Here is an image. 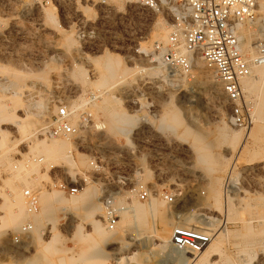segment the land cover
Segmentation results:
<instances>
[{
	"label": "rangeland",
	"instance_id": "1",
	"mask_svg": "<svg viewBox=\"0 0 264 264\" xmlns=\"http://www.w3.org/2000/svg\"><path fill=\"white\" fill-rule=\"evenodd\" d=\"M0 4L4 16L9 17L7 27L0 30V110L3 113L0 114V120L16 122L20 118L33 117L27 109L29 103L35 106L42 103L48 113L37 117L45 122L41 126L38 120L40 124L36 127L39 132L36 133H32L33 128L24 133L21 127L12 124L0 126V137L3 133L7 134L4 144L0 143V155H7L12 160L9 166L0 167V189H7L3 190L7 193L16 188L25 203L24 188L39 189V197L41 191H56L61 197L71 199L74 194L68 189L62 190L55 183L63 180L74 184L73 176L78 167L80 173L75 176L81 181L82 187L85 183L84 174L98 183L91 182L87 186L98 187L97 198L101 204L102 196L108 192L120 191L123 194L133 187L136 171H141L143 165L147 164L154 170V177L157 176V186H154L157 194L153 197L163 201L165 208V215L159 214L155 219L148 216L147 222L132 219L129 223H122L120 229L119 221L115 229L118 231L117 237L109 240L95 232L88 209L85 211L89 203L74 208V212L66 216L59 203L55 202L53 213H49L48 217L42 215L40 221L35 222L23 216L14 225L4 228L0 245L5 253L0 258V264H118V253L131 256L135 252L148 251L145 248L153 249L151 254H146L147 262L139 255L135 262L127 264H196L193 259L186 258L188 253L185 250L174 248L170 242L172 229L177 224L215 227L216 234L210 247L208 245L196 254L198 259L203 254L205 264H264V131L257 138L246 136L250 128L264 125V102L257 98L256 92L252 93L254 97H251L253 100L250 102L256 122L250 128L242 129L231 123L230 106L212 70L213 82L195 77L193 71L190 76L176 72L169 77L162 68H157V76L144 72L130 77L127 64H134L128 61V56L133 55L138 47L134 38L136 30L144 39H151V28L157 17L138 5L131 4L138 16L123 18L122 21L118 13L112 10L109 22L100 32L104 39L86 43L84 51L87 55L99 54L106 50L103 41L112 35L119 47L111 51L120 53L127 62L119 56L120 64L113 66L114 73H118L102 84L101 61L98 58L93 60L99 71L97 79L96 73L91 76L87 71L91 77L87 78L83 67L74 68L77 62L83 63L88 69L93 68V64L86 54H81L79 43L74 47V42L69 49L66 48L61 34L50 25L47 18L48 26L44 24L41 7L33 5L28 11L25 0H0ZM261 9L264 11V8ZM244 25L249 27L248 24ZM261 33L260 29L253 33L250 43L255 47L254 53L245 52L247 56L255 54L257 43L264 37ZM146 63L152 62L142 60L143 65ZM208 69L205 64L200 70L206 72ZM200 70L196 69L197 73ZM260 79L264 87V75ZM214 83H219V92L213 87ZM100 90L105 91L104 95H117L114 93L117 90L123 96L127 110L139 116L147 114L151 118V122L140 121L134 129L133 146L126 145L123 134L111 130L108 116L97 109L102 100L98 98L92 105L94 113L108 126L93 139L92 148L99 154L94 164V159L87 154L86 149H78L85 154V163L81 162L82 156L74 155L75 164L72 166L67 162H59L57 164L61 163L62 166L54 167L53 163L49 165L51 160L29 164L33 156L31 142L52 139L44 135V129L55 112L53 105L59 100L75 99L82 92L96 91L100 94ZM258 100L260 102L255 109ZM133 101L136 103L133 104ZM142 101L147 102V106L142 107ZM74 102L77 103L76 100ZM165 112L179 113L181 123H174L170 118L163 121ZM8 117L11 118L3 119ZM225 121L231 131H241L242 137L234 143L236 145L222 137ZM167 124H172L174 128L165 127ZM201 144L209 146L210 153L220 157L219 165L213 170L197 161V150ZM241 144L252 153L241 152ZM22 164L30 172L27 177L29 185L23 182L19 186H9L7 178L10 177V181L13 180L11 177L16 178ZM155 178L151 183L156 182ZM213 186H218V202L213 196ZM224 186L241 188L227 198ZM164 187L178 194L174 202L168 203L162 198L160 191ZM93 200L96 202V197ZM0 206L3 213L2 197ZM101 218L107 226L103 216ZM27 220L34 225L30 238L22 245H13L11 235ZM251 224L252 229L263 230V234H245V229ZM212 245H219L221 249L216 251ZM225 258L229 263L225 262Z\"/></svg>",
	"mask_w": 264,
	"mask_h": 264
},
{
	"label": "built area",
	"instance_id": "2",
	"mask_svg": "<svg viewBox=\"0 0 264 264\" xmlns=\"http://www.w3.org/2000/svg\"><path fill=\"white\" fill-rule=\"evenodd\" d=\"M28 3L41 8L54 4L58 10L60 23L67 29L75 30L79 49L83 55L87 54L84 51L86 43L104 39L100 36V32L104 31L103 27L109 22L110 12L115 11L116 4L126 7L124 11H115L121 21L123 18L138 16L132 10L131 4L138 5L156 16L162 15L171 24L167 38L154 39L150 49L142 51L141 45L150 39H144V36L136 30L134 38L138 47L135 48L133 55L128 56V61L142 66V60L157 57L166 74L172 77L175 72L190 76L195 60L202 58L206 66L213 70L222 86L226 102L230 106L231 123L242 129H248L254 124L253 107L245 97L242 80L251 75L254 65L264 64V37L257 43L255 54L247 56L241 50L238 27L241 24L256 22L259 16L257 0H28ZM79 4L91 5L96 15L87 18L83 11L78 9ZM28 5L26 6L29 7ZM2 10L0 4V14L3 13ZM26 10L29 11L30 8ZM103 42L105 49L119 47L117 39L112 38V35ZM88 70L90 75L94 76L93 68ZM98 98V92L87 91L82 92L75 99L57 101L53 105L55 112L51 117L52 122L44 129L46 136L68 138L75 142L76 149H86L87 154L94 159L93 164L99 157L97 151L92 148L93 139H96L95 136L104 132L106 128L103 119L91 109ZM75 100L78 106L73 105ZM152 171L154 173L153 169ZM155 180V183L136 181L132 187L135 197L146 202L152 195L157 194L154 187L157 186V176ZM55 184L62 190L68 189L72 194L78 193L82 188L81 181L76 176L74 184L63 180ZM240 188L241 186H224L226 197H230L236 190L240 191ZM160 195L168 203H172L178 194L164 187ZM23 196L27 202L28 212H37L39 189L24 188ZM128 201L129 198L124 197V193L121 194L120 191L108 192L102 196L104 219L109 230L116 229L121 212L128 208ZM33 227L31 221L23 223L11 235L12 244L19 246L26 242L31 236ZM215 234L214 226L177 224L172 229L170 242L176 249L197 254L212 242ZM4 253L5 250L0 245V258Z\"/></svg>",
	"mask_w": 264,
	"mask_h": 264
},
{
	"label": "bare ground",
	"instance_id": "3",
	"mask_svg": "<svg viewBox=\"0 0 264 264\" xmlns=\"http://www.w3.org/2000/svg\"><path fill=\"white\" fill-rule=\"evenodd\" d=\"M257 2H258V14H259V16L257 17L256 22L255 23H249L248 24L249 27H246L244 24H241L238 27V32H239V36H240V40H241V50L243 53H245V52H249V53L253 52L254 53L255 47L251 46L250 41H251V37L253 36V33H255L256 30L257 31L259 29L262 30L261 35H264V11H262V9H261V8H264V1L263 0H257ZM27 4H29L28 5L29 7H26ZM31 5L32 4L28 3V0H25V8L26 9L30 8ZM78 9L82 10L87 18H93L96 15L95 10L91 5L79 4ZM125 9H126V7L121 5V4H116L114 7L115 11H124ZM41 10L43 12L44 24H46V18H47L50 25L53 26L54 28H56L57 31H59V33L61 34L66 48L69 49V46L71 47L74 44V42H75L74 47L79 43L78 36L76 35L75 30L67 29L60 23L58 10L54 4H49L47 6H44L41 8ZM8 21H9V17H5L4 14L1 13L0 14V30L7 27ZM170 26H171V24L167 19H165L162 15H158L155 23L153 24V27L151 28V33H150L151 39L149 41L148 40L145 41L141 45L140 49L142 51L149 50L151 47L153 39L165 40L168 36L169 31H170ZM252 30H254V32ZM164 33L166 35L165 38H164L165 35L163 36ZM113 53L117 54L118 56L114 55ZM119 56H121L125 62L124 57L120 53L113 52L109 49H106L105 51H103L99 54H95V55H89L88 54L87 58L89 61L92 62L93 70L97 74L95 79L98 78L99 71L95 68L93 60L98 58V60L101 61V64L99 66L102 68L101 69L102 73L100 74V78H101L100 81L103 84V83L108 82L109 79L113 78L114 74L117 72L116 71L114 73L113 66L114 65L116 66V64H120ZM149 62H157V63L156 64L146 63L144 66H140V65H129V64H127V62H125L130 69V77L133 75H136L137 73H144V72H146L147 74L157 76V68H160V69L162 68L165 71L164 67L158 61L157 57H151ZM98 65H99V63H98ZM121 65H122V62H121ZM204 65H205V63L202 60V58H197L195 60L194 66H193L194 67L193 72H195V74H196L195 77H197V78L203 77L207 80V82H209V81L213 82V72H212L213 70L211 71L210 68L208 70H206V72L208 74L206 72L200 70V69H202V67ZM76 66L83 67L85 70V74L87 75V78H91L89 76V73L87 72V71H89L88 68L85 67V65H83V63L77 62L74 64V68H76ZM116 69L117 68H115V70ZM196 69H199L200 71H198V73H197ZM263 75H264V64H259V65L253 66L251 75L243 78L242 83H243V87H244V91H245V97L249 102H252V100H253L251 98L253 96L252 95L253 92H256L258 94L257 98L259 100H261V102H262V100L264 102V87L262 86V84H260V82H263L262 79H260ZM218 84H215V83L213 84V87L216 89V92H219V90H220ZM259 85H261V86H259ZM103 92H105V91L100 90L99 99L102 98V100L99 103V106L97 107V109L100 110L103 114L108 116V120H109V124L111 126V130H115V131H118L119 133L123 134V137L126 140V145L132 147L133 146L132 133H133L134 129H136L138 127V124L140 121L145 120L146 122H151V118H149L147 114H144V116H139L137 113H131L129 110H127L125 103H124L123 96H120L119 93H117V90L114 93H116L118 96L117 95H111L108 93H106L104 95ZM259 100L254 105L255 109L260 102ZM141 103H142V107L147 106V104H148L145 101H142ZM94 104H93V106H94ZM73 105L78 106V103L74 102ZM27 107H28L27 109H29L30 112L33 114V117H29V119L20 118L16 122L9 120L11 117L10 118L9 117L3 118V119H8L9 121L3 122L0 120V126L2 124H12L16 127H21L20 129H22V131L24 133L29 132L32 128H33L32 133H36V131L39 132V129H37V127H39V126H37V124L39 123L38 122L39 119L37 117H42L43 115L48 114V113H46V106L43 105L42 103L39 105H36V106L34 104L29 103L27 105ZM91 109L94 112L92 106H91ZM3 112H4V110H3ZM0 114H1V110H0ZM7 116H10V115H7ZM167 118L172 119V121H174V123H177V124H180L182 121L179 113H177V112H175V113L165 112L163 115V121ZM228 121H229V119H228ZM44 122L45 121L42 120V121H40L41 124L40 123L39 124L42 126ZM51 122H52V119H51ZM51 122L49 121L47 126H49L51 124ZM254 122H256V118H255ZM229 123H230V121H229ZM171 125L167 124L165 127L174 128ZM107 126L108 125H106V127ZM34 127H36V128L34 129ZM250 129L251 130L248 131L246 136L257 138L259 133L264 131V125H259L253 129L252 128H250ZM2 130H4V128ZM231 130L229 129L228 122L225 121L224 126H223V130H222L223 131L222 137H224L225 139L231 140V142L234 144L242 137V134H241V131H235V130L231 131ZM188 132H189V130H188ZM24 135H26V134H24ZM6 137H7L6 133H3V135L0 137V143L2 145L4 144V141H6ZM72 144L74 146L73 148H72ZM234 145H236V144H234ZM240 147H241V152L244 151L245 153H252V151L247 149L244 144H241ZM30 149H31L30 151L33 152V156H31L32 158L29 159V164H31V165H34L35 162L40 163L41 161L51 160V162L49 161L50 162L49 165H52V163H53L54 167L55 166H57V167L62 166V165H60L62 162H63L62 164H64V162H67L70 166H72L75 164L74 155H76L77 157L82 156L80 158L81 162L85 163V161H84L85 154L82 153L80 150L76 149L75 148V142L71 139H68V138L58 139V138L54 137V138L48 139V140L39 139L33 143L31 142ZM74 150H76V152ZM209 150H210L209 146H206V145L204 146L202 144L199 145L198 150H197V161L199 164L205 166L207 169H212V168H215L219 165L220 157H219V155H212ZM6 152H7V150H6ZM26 155H29V154H24V156H26ZM59 162H61V163L57 164ZM11 163H12V160L9 156L0 155V167L9 166ZM39 163H37V164L39 165ZM49 165H47V166L49 167ZM20 166H21L20 167L21 169H20V172H18L16 178L12 175L13 176V177H11V178H13V180L11 179L12 181H10V177H8L6 180L7 184L11 187L12 186H19V184L23 183V182L27 183L29 185V183L27 181V177H28V174L30 172L26 171L23 164ZM10 169H11V167H10ZM78 173H80V172H79V168L77 167L75 175ZM15 174H16V172H15ZM75 175L73 177H75ZM14 178H15V180H14ZM154 178L155 177H154V173H153L152 169L149 167V165L144 164L143 169L141 171H139V170L136 171L135 178H133V179L135 180V182L136 181H142L144 183H149V182H153ZM149 179H152V180L149 181ZM84 181H85V183H84L83 187L78 192L80 194H78V193H77V195L74 194L71 199H66V198L61 197V195L56 191H54V192L41 191V195L39 197L40 210L35 212V213H29L28 212V208L26 207L27 202L26 203L24 202L22 196L20 195L19 191L16 188L7 192V193L6 192L4 193V191H3L5 188L0 189L1 190L0 195L2 197V209H3V213L0 215V235L3 233V230L5 227L14 225L20 218H24L23 216H26L25 217L26 219L27 218L33 219V220H35V222L40 221V217L42 215L48 217L49 213H51V212L53 213L52 209H53L55 202L59 203L61 210L63 211V213L66 216L68 214L74 212V208H78L79 206H82L85 203H89L85 207L86 208L85 211H87V209H88V211H87L88 216L92 218V223L94 225L95 232H97L98 234H100L102 236L107 237V239H109V240L115 239L117 237L116 232H118V231H116L115 229L109 230L108 227L104 223H102L103 220H102L101 216H103V219H104L105 213H104V208L102 206V203L100 204V201H98V198H97L98 191H99L97 189L98 187L95 185L87 186V184H90L91 182L95 183V184L97 182H95L93 179H91V177L89 175H86V174H84ZM216 183H214V184H216ZM5 186H7V185L5 184ZM30 187H33V185L32 186L30 185ZM5 190H7V189H5ZM100 191H101V188H100ZM213 191H214V195H213L214 199L218 202L220 199L218 186H213ZM153 196H156V195H152L148 201L143 202V201L138 200L135 197L132 187L130 189L126 190L124 192V197L129 198V201L127 204L128 208L123 210L120 214L119 228L120 229L122 228V225H121L122 223H129L132 219H136L137 221H141V222H147L148 216H151L152 219H155L157 217V215H159V214L165 215V208L163 207L164 206L163 201H160L157 199L158 197H153ZM95 197L97 200L96 202H94V200H93ZM0 208H1V206H0ZM203 215H206V214L204 213ZM81 217H82V215H81ZM210 218L211 217H209V219H208L209 220L208 223H210ZM81 220H82V218H81ZM215 220H217V218ZM27 221H29V220H27ZM25 222H23V223H25ZM104 222L106 223L105 219H104ZM246 222L247 221H245V223ZM245 223H243V224H245ZM252 228L253 227L251 224V227L248 226L245 229V234H247V235H250V234L262 235L263 234V230L255 231ZM226 232H227V230H226ZM237 233L235 234V236L237 235ZM241 236H242V234H241ZM257 240H259V239H257ZM212 241H214V240H212ZM210 244H209V247H210ZM219 248H220L219 245H212V249H214L216 251H218ZM145 249H148V251H143L140 253L135 252L131 256L118 253L119 256L116 257L117 263L118 264L130 263L131 261H134L135 259H137V257L139 255L144 257V262H147L146 261V258H147L146 254H151L153 249H151V248H150V250H149V248H145ZM187 253H188V255L186 256ZM186 254H185L186 258L193 259V261L196 262V264H205L204 260H202L203 254L200 256L199 259H198V256H196V254H194L190 251H188V252L186 251ZM224 260L226 263H229V260L227 258H225ZM230 264H231V262H230Z\"/></svg>",
	"mask_w": 264,
	"mask_h": 264
}]
</instances>
